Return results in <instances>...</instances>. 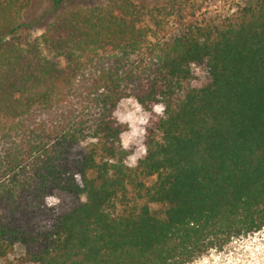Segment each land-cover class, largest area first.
Here are the masks:
<instances>
[{
  "label": "trees",
  "instance_id": "16d2710c",
  "mask_svg": "<svg viewBox=\"0 0 264 264\" xmlns=\"http://www.w3.org/2000/svg\"><path fill=\"white\" fill-rule=\"evenodd\" d=\"M30 1L0 0V264H189L264 225V0L166 23L80 0L39 36ZM126 95L166 106L133 168L111 115ZM53 191L65 212L45 206Z\"/></svg>",
  "mask_w": 264,
  "mask_h": 264
},
{
  "label": "clouds",
  "instance_id": "9594fccd",
  "mask_svg": "<svg viewBox=\"0 0 264 264\" xmlns=\"http://www.w3.org/2000/svg\"><path fill=\"white\" fill-rule=\"evenodd\" d=\"M189 69L197 75L201 71L194 62L189 65ZM150 112L166 118V106L163 102L153 103ZM111 115L118 125L125 126L118 134L120 148L129 152L122 163L125 167L133 168L138 160L147 154L142 138L149 123V111L136 97L126 95L117 101ZM107 163L113 161L108 160ZM74 180L82 187L83 179L79 173L74 174ZM78 195L79 201L85 203L86 194L82 191ZM61 202V195L55 191L44 196V204L47 207L59 206ZM8 258L14 259L11 255ZM191 264H264V225L247 233L242 232L239 236H229L227 243L220 248L215 245L208 247L201 255L194 257Z\"/></svg>",
  "mask_w": 264,
  "mask_h": 264
},
{
  "label": "rangeland",
  "instance_id": "374dc122",
  "mask_svg": "<svg viewBox=\"0 0 264 264\" xmlns=\"http://www.w3.org/2000/svg\"><path fill=\"white\" fill-rule=\"evenodd\" d=\"M107 0H93L92 2L104 3ZM139 5H145L148 8H159L163 11V14L159 16L160 20L165 21V23L171 18L170 15L164 17L165 14H175L178 10L177 7L188 9L196 12L200 17L219 19L228 17L236 12V10L244 3L245 0H178L180 2L176 3V7L172 8L173 0H132ZM52 0H31L30 3L24 9V19L26 22L31 24L32 33L34 36L41 35L49 23L55 18L56 15L61 13L67 8L81 5L80 0H68L63 6L57 10L53 9ZM91 2V3H92ZM173 19H170L172 22ZM38 33V34H37ZM150 119L152 113L149 111ZM148 123V125H149ZM147 125V126H148ZM146 126V130H147ZM147 132V131H146ZM145 132V135H146ZM145 135L142 138V143L144 144ZM145 145V144H144ZM154 179H150L152 182ZM62 197V202L58 206L59 212H65L73 203V198L67 196L63 193H58ZM191 264V262L189 263Z\"/></svg>",
  "mask_w": 264,
  "mask_h": 264
}]
</instances>
